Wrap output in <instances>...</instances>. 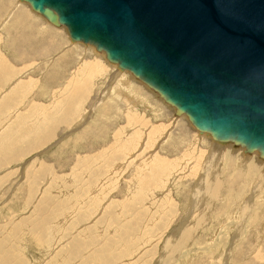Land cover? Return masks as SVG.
<instances>
[{"label":"rangeland","instance_id":"374dc122","mask_svg":"<svg viewBox=\"0 0 264 264\" xmlns=\"http://www.w3.org/2000/svg\"><path fill=\"white\" fill-rule=\"evenodd\" d=\"M6 12L1 6L0 20ZM35 14L33 19L23 10V27L14 20L0 30V77L11 78L8 86L0 84L6 88L0 99L13 84L17 88L9 97L12 108L0 102V258L10 255L5 264H264V208L256 216L264 196L255 192L247 205L250 181L257 175L261 180L264 158L233 143L219 144L216 158V141L118 67L135 81L131 92L147 106L129 103L134 95L117 98V90H110L114 77L105 71V62L111 65L106 53L99 59L92 45L73 47L66 28L54 29ZM65 51L72 62L63 59ZM77 68L89 69L83 74ZM72 75L77 92L70 88ZM85 112L89 117L81 122ZM75 126L80 128L73 132ZM238 156L250 171L234 168Z\"/></svg>","mask_w":264,"mask_h":264},{"label":"water","instance_id":"95a60500","mask_svg":"<svg viewBox=\"0 0 264 264\" xmlns=\"http://www.w3.org/2000/svg\"><path fill=\"white\" fill-rule=\"evenodd\" d=\"M213 141L264 158V0H21Z\"/></svg>","mask_w":264,"mask_h":264},{"label":"bare ground","instance_id":"6f19581e","mask_svg":"<svg viewBox=\"0 0 264 264\" xmlns=\"http://www.w3.org/2000/svg\"><path fill=\"white\" fill-rule=\"evenodd\" d=\"M25 2H23V1H21V0H12V1H10L9 3L8 2H6L5 0H0V5L2 6V7H4L5 9H8V12H6L2 17H1V20H0V30H1V28L4 30L5 28H6V26H7V24L9 25L11 22H13L14 20H15V23L17 24H19V25H21L22 26V24H23V22H24V15H23V10H27L29 13H30V15H32V17H33V19L35 18L36 19V14H35V11H33V9L31 8V7H29L28 6V4H24ZM0 6V7H1ZM14 8V9H13ZM31 8V9H30ZM3 9V8H2ZM12 9H13V11H12ZM32 10V11H31ZM38 14V13H37ZM40 15V14H39ZM31 17V16H30ZM47 20V19H46ZM27 23H30L29 21L27 22ZM31 24V23H30ZM52 24V23H51ZM26 25V24H25ZM53 25V24H52ZM24 26V25H23ZM22 26V27H23ZM31 26V25H30ZM32 27V26H31ZM38 27V26H37ZM37 27H34L35 29L37 28ZM45 27V26H44ZM53 27H54V29H55V27H58V26H56V25H53ZM62 27H64V26H60L59 28H62ZM25 28V27H24ZM34 28H33V30H34ZM39 28V27H38ZM46 28V27H45ZM65 28V27H64ZM22 29V28H21ZM44 29V28H43ZM46 29H48V31H49V28H46ZM17 30V29H16ZM20 30V29H19ZM26 30H28V29H26ZM38 30V29H37ZM42 29H40L38 32H40ZM62 29H60V31H61ZM34 31H36V30H34ZM53 31V30H52ZM56 31V30H55ZM58 31V30H57ZM23 32V31H22ZM26 32V31H25ZM42 32V35H43V31H41ZM47 32V31H46ZM51 32V31H50ZM54 32V31H53ZM53 32H51V33H53ZM27 33V32H26ZM30 33H31V31H30ZM35 33V32H34ZM39 34V33H38ZM37 34V35H38ZM45 34H47L48 35V32L47 33H45ZM53 34H55V33H53ZM34 35H36V34H33V36ZM57 35V34H56ZM59 35V34H58ZM23 36V35H22ZM26 36V35H25ZM40 36V35H39ZM52 36V35H51ZM37 37V36H36ZM41 37V36H40ZM43 37H45V36H43ZM48 38H49V36H47ZM38 38V37H37ZM53 38H54V36H53ZM61 38H63V37H61ZM28 39V38H27ZM41 38H39V41H43V40H46V38H42L41 40H40ZM71 39V38H70ZM38 40V39H37ZM37 40L35 41V42H37ZM54 40V39H53ZM38 41V42H39ZM70 41V43H72L73 44V47L74 46H76V47H78V43H80V42H74V41H72V40H69ZM63 42V41H62ZM33 43V42H32ZM36 44V43H35ZM40 44V43H39ZM62 44H64V43H62ZM38 46V45H37ZM58 49V48H57ZM64 49H66V46H64V48L63 49H58L59 50V52L61 51L62 52V50H64ZM96 50V49H95ZM99 50L97 49L96 50V52H94V54H96L97 55V58H99V59H103V57H101L103 54H102V52L100 53V52H98ZM104 52V51H103ZM57 54V53H56ZM55 54V55H56ZM70 53L69 52H63V54L62 55H64V56H62L63 57V59L66 61H68V60H70L71 62H72V59H69L71 56L69 55ZM54 55V56H55ZM95 55V56H96ZM72 58V57H71ZM62 59V61H64ZM107 60H109L108 58H107ZM52 61H53V59H52ZM51 61V62H52ZM104 61V60H103ZM71 62H69L70 64H71ZM105 62V61H104ZM109 62L111 63V65L109 64V63H107V62H105L106 63V66L108 67V70H105V71H107L106 72V75L107 74H110L109 75V77L108 78H112V77H114L113 79H111V81H112V84H113V87H114V89L112 88V86H111V88H110V90L113 92V93H115L116 92V90H117V98H118V96H119V94L122 96H124L125 94H126V98H128L129 99V96H131V95H134L133 97H131L130 98V100H128V101H130L129 103H132V105L134 106V105H136L137 103L138 104H141V103H144V104H146V106H147V103H146V101L144 102V99L143 98H141L137 93H135L134 91H132L131 92V90H133V84L135 83V81H134V83L132 84L131 82H130V79L128 78V74H127V76H126V74H125V72L123 73V72H119L118 71V69H120V70H122L121 68H120V66L118 65V64H116V63H113V62H111L110 60H109ZM70 64H67L68 66L70 65ZM82 64H83V62H82ZM88 63H84L83 65H87ZM94 64V63H93ZM96 64V63H95ZM9 65V64H8ZM106 67V68H107ZM117 67H118V69H117ZM9 68V67H8ZM7 68V69H8ZM80 69V68H79ZM79 69L77 68V70L79 71ZM88 69L89 68H87V69H84V68H82V69H80V71L79 72H81V73H83L85 70H87L88 71ZM93 69V68H92ZM3 70H6V69H4L3 68ZM7 71V70H6ZM5 71V72H6ZM77 71V72H78ZM122 71H125V70H122ZM8 72V71H7ZM6 72V73H7ZM78 72V76H79V73ZM91 72V71H90ZM101 72L102 71H100V74H101ZM3 73V72H2ZM9 73H11V71L9 72ZM86 73H88V72H86ZM103 73V72H102ZM105 73V72H104ZM103 73V74H104ZM5 74V73H4ZM8 74V73H7ZM75 74H77V73H75ZM74 74V75H75ZM84 74V73H83ZM133 74V73H132ZM74 75H72L73 76V80L72 81H70L71 82V85H70V88L71 89H73V92L75 91V89H76V91L75 92H77L78 91V89H79V83H78V81L77 82H75V77H74ZM3 76V75H2ZM7 75L5 74V76H3V77H0L1 79H0V84L1 85H4L5 87L6 86H8L10 83H11V78L9 79L8 78V76H10V74L6 77ZM72 76H71V78H72ZM102 77V76H101ZM135 77V76H134ZM8 78V79H7ZM135 78H137V77H135ZM138 79V78H137ZM10 80V81H9ZM20 80V79H19ZM71 80V79H70ZM133 80V79H132ZM138 80H140V79H138ZM8 81H9V83H8ZM16 81H18V80H16ZM15 81V82H16ZM117 81L119 82V84L117 85ZM141 81V80H140ZM68 82H69V80H68ZM18 83V82H17ZM50 83V82H49ZM67 83V82H66ZM16 84V83H15ZM145 84V83H144ZM17 85V84H16ZM68 85V84H67ZM146 85V84H145ZM13 86H14V88H13V90L11 91V93H9V95L7 96V95H5V96H1L2 98L0 99V102L1 101H5V106H8L9 107V105H10V107L12 106L11 105V101L9 102V100L11 99V98H9L11 95H12V93L14 94V91L17 89V88H15V85L13 84ZM130 86L132 87V89L130 88ZM148 86V85H147ZM3 88V86L2 87H0V88H3V89H0V94L4 91V89L6 90V88ZM149 87V86H148ZM78 88V89H77ZM150 88V87H149ZM11 89H12V87H11ZM150 89H152V88H150ZM109 89H107V91H106V93H105V95L104 96H102V100L104 101V97H106V95H108L107 93H109V91H108ZM110 91V92H111ZM115 91V92H114ZM126 91H128V92H126ZM8 92L9 91H7V93L6 94H8ZM156 92V91H155ZM119 93V94H118ZM159 94V93H158ZM12 96H14V95H12ZM120 96V98H123L124 99V97H121ZM161 97V96H160ZM162 98V97H161ZM102 102V101H101ZM12 103H14L13 101H12ZM100 103V102H99ZM167 103V102H166ZM128 104V103H127ZM169 104V103H168ZM170 105V104H169ZM4 106V107H5ZM99 106V105H98ZM144 106V105H143ZM172 106V105H171ZM7 107V108H8ZM137 107V106H136ZM136 107H135V109H136ZM173 107V106H172ZM1 108V107H0ZM3 108V107H2ZM12 108V107H11ZM175 108V107H174ZM105 109V108H104ZM131 109H132V112H133V108H132V106H131ZM176 109V108H175ZM6 110H8V109H5V111ZM149 110V109H148ZM1 111H2V109H1ZM151 111V110H150ZM3 112H4V110L2 111V114H3ZM7 112V111H6ZM131 112V113H132ZM7 113H9V112H7ZM177 114V113H176ZM91 115V114H90ZM181 115H185V114H181ZM181 115H177V116H181ZM11 116V115H10ZM187 116V115H186ZM2 117V116H1ZM86 117H89V112H88V114H87V112H85V114L83 115V119H81V117H80V119H81V122H83L82 120H84V119H86ZM132 117V116H131ZM79 119V120H80ZM189 119V118H188ZM1 120V119H0ZM190 121V120H189ZM76 122H79L78 120L76 121ZM191 122V121H190ZM54 123L55 122H53L52 124L54 125ZM56 124V123H55ZM74 124V123H73ZM79 124H80V122H79ZM193 125V124H192ZM41 126H42V124H41ZM41 126H40V128H41ZM51 127H53L52 125H50ZM58 126V125H57ZM82 126V125H81ZM194 126V125H193ZM50 127V128H51ZM75 127H78V126H75ZM75 127H73V128H75ZM49 128V129H50ZM80 127H78V128H76L73 132H75L76 130H78ZM2 129V128H1ZM42 129H39V131H41ZM52 130V129H51ZM131 130H133V129H131ZM135 130H137V129H135ZM46 131V130H45ZM54 131H55V129H54ZM44 132V130H42V133ZM48 132V134L50 133L49 131H47ZM137 132V131H136ZM2 133H3V131H2ZM35 133V132H34ZM131 133H132V131H131ZM133 133H135V132H133ZM198 133V132H197ZM48 134H46L45 136H44V139L45 138H47V137H49L48 136ZM200 134H202V133H200ZM28 135V134H27ZM36 135H37V133H36ZM49 135H51V134H49ZM134 136H136V133H135V135ZM133 136V137H134ZM130 137H132V135H130ZM136 138V137H135ZM195 138H197V139H199L198 138V136H196ZM15 139V138H14ZM38 139V137L36 138V139H34L35 141ZM42 140V139H41ZM203 140H205L204 139V137H203ZM202 140V141H203ZM34 141V143H36ZM38 141V140H37ZM45 141V140H44ZM129 141V140H128ZM162 141V140H161ZM160 141V142H161ZM195 140H193V142H194ZM197 141V140H196ZM206 141V140H205ZM204 141V142H205ZM33 142V141H32ZM200 142V141H199ZM203 142V143H204ZM12 143V142H11ZM15 143H16V141H14V145H15ZM42 143V142H41ZM198 142H196L195 144H197ZM209 143V142H208ZM207 143V144H208ZM217 143V144H216ZM213 146H214V151L213 152H215L213 155H215L216 156V158L219 156V155H217V152H216V150L218 151V149L221 147V145H219V144H221V143H219V142H216ZM13 144H10V148L12 147V146H14ZM37 144V143H36ZM205 144V143H204ZM32 145V144H31ZM37 145H39V144H37ZM37 145H34V146H32V147H37ZM41 145V144H40ZM210 145V144H209ZM231 145V144H230ZM235 145V144H234ZM200 146H202V145H200ZM235 146H237V145H235ZM32 147H30V149L32 148ZM41 147H43V146H41ZM40 147V148H41ZM238 147H241V146H238ZM13 148V147H12ZM207 148V147H206ZM243 148V147H242ZM7 149V148H6ZM193 149H195V148H193ZM209 149V148H208ZM212 149H213V147H212ZM222 149V148H221ZM224 149V148H223ZM226 150V149H225ZM134 151V150H133ZM196 151V150H195ZM200 151V150H199ZM223 151V150H222ZM227 151V150H226ZM32 152H33V150H32ZM193 152V151H192ZM202 152V151H201ZM209 153H210V151H208ZM198 153H200V152H198ZM245 153H247V152H245ZM131 154V153H130ZM133 154V153H132ZM202 154H203V152H202ZM205 154V153H204ZM203 154V155H204ZM248 154V153H247ZM199 155V154H198ZM198 155H196L197 157H198ZM213 155H211L212 157H213V159L212 160H214V156ZM136 156V155H135ZM187 156H189V155H187ZM186 156V158L187 159H189L188 157ZM192 156H193V154H192ZM231 156V155H230ZM236 157H237V155H236ZM239 158H237V164L236 165H233L234 166V168L235 169H240V170H245L246 171V169H248L249 170V168L246 166V160L243 162L241 159H240V156H238ZM242 157V156H241ZM133 158H134V156H133ZM180 158H182V157H180ZM210 158V157H209ZM252 158L253 157H249L248 158V160L249 159H251L252 160ZM260 158V157H259ZM159 159V158H158ZM192 159V158H191ZM190 159V161H193V160H195V159H192L191 160ZM242 159H243V157H242ZM253 159H255L256 160V158H253ZM197 160V159H196ZM200 160L202 161L203 159H201L200 158ZM215 160H217V159H215ZM244 160V159H243ZM250 160V161H251ZM261 160H263L262 158H261ZM198 161V160H197ZM199 162V161H198ZM249 162V161H248ZM257 162V161H256ZM262 162H264V161H262ZM172 163V162H171ZM196 163V162H195ZM194 163V164H195ZM176 164V163H175ZM193 164V163H192ZM198 165V164H197ZM249 165V164H248ZM254 165H256V164H253V166ZM185 166V165H184ZM183 166V167H184ZM257 166H258V164H257ZM183 167H181L182 169H184ZM190 167V166H189ZM255 167L256 166H254V171H256L257 169H259L260 167H258V168H256L255 169ZM205 168V167H204ZM217 168V167H216ZM215 168V169H216ZM251 168H253V167H251ZM263 168V167H262ZM177 169V168H176ZM234 169V170H235ZM179 170V169H178ZM205 170H207V169H205ZM233 170V171H234ZM251 170V169H250ZM249 170V171H250ZM174 171V170H173ZM245 171H244V173L243 174H245ZM258 171H260V170H258ZM261 171H263V173L261 174V176L259 177L261 180L259 181V179L257 180L256 178H258L257 176H259V175H257V176H255V175H253V176H255L254 178H252L251 180H254L255 181V179L257 180L256 182H251L250 180V183L252 184V186H253V191H252V193L251 192H249V193H251V195H250V198H248V201H249V203H247V205H248V207H249V205H250V201L253 199V197H254V195H255V192H257L258 194H261L258 198H260V197H263L264 196V192H262V191H264V168L261 170ZM261 171H260V173H261ZM238 172V171H237ZM243 172V171H242ZM257 172V171H256ZM251 173V172H250ZM249 173V174H250ZM255 173V172H254ZM253 172H252V174H254ZM214 174H215V172H214ZM251 174V175H252ZM210 175H211V173H210ZM235 175H239V173L238 174H235ZM242 175V174H241ZM240 176V175H239ZM252 176V177H253ZM210 177H213V176H210ZM233 177V176H232ZM235 177V176H234ZM243 176H241V178H242ZM237 178V177H236ZM212 179V178H211ZM235 178H233V180H234ZM243 179V178H242ZM232 180V181H233ZM237 180V179H236ZM242 181V180H241ZM240 181V182H241ZM258 181H259V183H258ZM237 182V181H236ZM239 182V181H238ZM238 182L236 183V184H238ZM233 184H235V182L233 183ZM231 186H232V184H231ZM239 186V185H238ZM238 186H236L237 188H238ZM31 187L32 186H29V187H27L28 188V191H29V193H30V190H31ZM216 187H217V185H216ZM215 187V188H216ZM220 187V186H219ZM223 187V186H222ZM240 187V186H239ZM200 189V188H199ZM219 188L217 187L216 188V191L215 192H219L220 193V191L218 190ZM222 189V188H221ZM227 189V188H226ZM231 190V189H230ZM34 191V190H33ZM32 191V192H33ZM201 191V190H200ZM231 191H233V190H231ZM260 191L262 192V193H260ZM33 193H35V192H33ZM228 193V192H227ZM230 193V192H229ZM194 194H196V193H194ZM216 194V193H215ZM218 194V193H217ZM231 194H233V195H235L234 193H231ZM26 195V194H25ZM29 195H31V193L29 194ZM28 195V196H29ZM33 195V194H32ZM31 195V196H32ZM263 195V196H262ZM30 196V197H31ZM218 196V195H217ZM237 196V195H236ZM253 196V197H252ZM33 197V196H32ZM34 197H36V196H34ZM196 197V196H195ZM242 197V196H241ZM194 198V197H193ZM229 198H232V197H229ZM234 198V197H233ZM264 198V197H263ZM27 199H29V197L27 198ZM72 199V198H71ZM197 199H199V197L197 198L196 197V200ZM245 199V198H244ZM30 200V199H29ZM34 201V200H33ZM33 201L31 202V203H33ZM231 201V200H230ZM244 201V200H243ZM242 201V203H244ZM259 201H263V200H259ZM44 202V201H43ZM196 202V201H195ZM40 205V204H39ZM44 205V204H43ZM59 205V204H58ZM256 205L258 206V208L256 209V212L258 211V210H260V209H263L264 208V201L262 202V203H256ZM191 206H193V204L191 205ZM253 206V205H252ZM256 206V207H257ZM243 207V206H242ZM56 208V207H55ZM250 208H251V206H250ZM242 209V208H241ZM247 209V208H246ZM252 209V208H251ZM250 209V210H251ZM65 210H67L66 208H65ZM243 210V209H242ZM245 210V209H244ZM243 210V211H244ZM249 210V209H248ZM241 211V210H240ZM246 211V210H245ZM248 212V211H247ZM251 212V211H250ZM253 212H254V210H253ZM255 212V213H256ZM264 212V211H263ZM43 214V213H42ZM67 214V213H66ZM243 214H244V212H243ZM257 214L258 215H256L258 218L260 217L259 216V213L257 212ZM69 215V214H68ZM245 215H246V213H245ZM255 215V214H254ZM254 215L252 214L251 215V213H250V216L251 217H254ZM70 216V215H69ZM48 218H50V217H48ZM47 218V219H48ZM68 218V217H67ZM66 218V219H67ZM46 219V220H47ZM65 219V220H66ZM263 219H264V214H263ZM262 219V220H263ZM68 220V219H67ZM243 221V220H242ZM246 221V219L244 220V222ZM249 221H251V220H249ZM244 222H243V224H244ZM247 222V221H246ZM65 223V222H64ZM241 223V222H240ZM261 223H262V225L264 226V222H262L261 221ZM247 224V223H246ZM240 225V224H239ZM257 225V224H256ZM259 225H260V223H259ZM262 225H261V227H262ZM54 226V225H53ZM243 226V225H242ZM258 226V225H257ZM50 227V226H49ZM240 227V226H239ZM61 228V226L59 227V229ZM238 228V227H237ZM236 228V229H237ZM259 228V227H258ZM257 228V229H258ZM58 229V230H59ZM242 229V228H241ZM262 230H260L259 232H264V229L263 228H261ZM48 230V229H47ZM239 231V230H238ZM240 232H241V230H240ZM258 232V231H257ZM47 233V232H46ZM51 234V233H50ZM257 236H258V234H257ZM264 236V235H263ZM261 238V237H260ZM263 238V237H262ZM261 238V239H262ZM259 239V238H258ZM257 242V241H256ZM258 246V245H257ZM258 247H260V246H258ZM31 248V247H30ZM72 248V247H71ZM74 250V249H73ZM243 250V249H242ZM242 252V251H241ZM1 253V252H0ZM41 253H45V252H41ZM253 253V252H252ZM3 254V253H2ZM40 254V253H39ZM261 255V254H260ZM2 257V256H1ZM9 257H10V255H8V257H3V258H0V263H3V264H5V263H7V262H9ZM43 259V258H42Z\"/></svg>","mask_w":264,"mask_h":264}]
</instances>
